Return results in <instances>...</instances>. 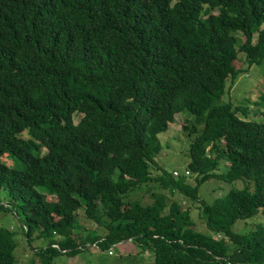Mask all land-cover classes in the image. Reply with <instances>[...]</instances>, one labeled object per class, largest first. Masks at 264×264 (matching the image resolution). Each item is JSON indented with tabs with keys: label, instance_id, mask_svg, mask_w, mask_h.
Instances as JSON below:
<instances>
[{
	"label": "trees",
	"instance_id": "trees-1",
	"mask_svg": "<svg viewBox=\"0 0 264 264\" xmlns=\"http://www.w3.org/2000/svg\"><path fill=\"white\" fill-rule=\"evenodd\" d=\"M242 55L264 59V0H0V207L21 220L28 263L128 241L152 264H264V220L232 230L264 215V92L250 118L222 101ZM177 113L193 176L156 161ZM209 178L232 186L208 202ZM139 187L151 201L128 197ZM81 208L103 235L80 228ZM14 235L0 227V264H18Z\"/></svg>",
	"mask_w": 264,
	"mask_h": 264
},
{
	"label": "rangeland",
	"instance_id": "rangeland-1",
	"mask_svg": "<svg viewBox=\"0 0 264 264\" xmlns=\"http://www.w3.org/2000/svg\"><path fill=\"white\" fill-rule=\"evenodd\" d=\"M256 33L253 34V40H255ZM243 37L241 34H238V45L241 44ZM241 56V51L239 52ZM236 67L239 69V75L233 81L231 79L228 81L229 86H227V92L222 96V101H230L233 106H243L247 107L249 111V118L256 116L253 114V111L256 108L255 101L258 100L259 95L264 92V59L259 63H253L248 65L244 59L243 55L241 58H238L235 61ZM242 116V115H241ZM258 116V114H257ZM184 115L177 113L173 122L169 123V128L162 132L160 135V142L162 144V150L160 154L156 157L157 163L165 168L168 171H176L180 175H192L187 172V163L189 161L188 157V139L186 132L183 130V120ZM25 135V133H24ZM2 160L8 163L9 166L14 165V160L6 156ZM224 161L221 160L220 168L224 169ZM159 173V170L155 167L152 168V174L156 175ZM193 176V175H192ZM190 183H194V179L189 177L187 178ZM239 186H242L244 183L242 180L237 181ZM231 183L217 179L209 178L202 182L198 188V194L201 195L206 201L210 202L214 197L224 194L230 187ZM145 187L134 188L128 192L129 198H135L141 202H149L152 197L150 192L145 190ZM200 196V197H201ZM183 205H188L191 211L190 215L195 219V228L199 231H206L205 221L201 217V211L196 205L192 203L188 198L177 193L174 195ZM9 200L7 197L6 191L0 190V201L3 202ZM83 211L82 208L79 210L80 217V228L85 227L88 230L94 231L96 234L103 235L105 229L100 227L95 221L87 220L82 217ZM18 216L8 210L0 207V227L7 228L12 230L15 235V241L18 242V247L16 248V257L18 264H29L28 261L32 257L31 249L29 244L24 239L21 220L17 218ZM264 220V215L259 211L253 216L240 219L235 224L232 225V230L236 232H244L248 229H253L255 223L262 222ZM85 235L86 230L77 231ZM60 239V237H56ZM31 245L36 244L43 245V242L33 238L31 240ZM27 245V246H26ZM92 246V247H91ZM87 246L86 249H83V253L76 254L74 257H67V255H60L56 260L60 263L66 262V264H152L153 259L150 252L141 249V247L132 242H125L116 245L114 248L101 250L93 244ZM91 247V248H89ZM62 259H64L62 261ZM38 264V260L35 262Z\"/></svg>",
	"mask_w": 264,
	"mask_h": 264
}]
</instances>
